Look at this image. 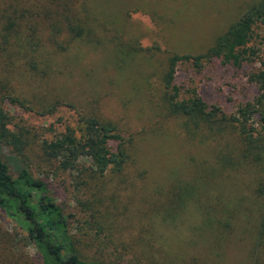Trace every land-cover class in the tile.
I'll return each mask as SVG.
<instances>
[{"label":"rangeland","instance_id":"rangeland-1","mask_svg":"<svg viewBox=\"0 0 264 264\" xmlns=\"http://www.w3.org/2000/svg\"><path fill=\"white\" fill-rule=\"evenodd\" d=\"M256 1L0 0V110L31 173L70 213L68 230L85 257L117 264H264V245L254 243L258 171L244 160L236 131L226 125L210 131L207 123L170 115L163 99L168 57L202 52ZM68 25L81 27V36L71 37ZM262 33L253 28L248 45L264 61ZM175 70L179 98L203 90L207 104L231 112L251 98L246 76L217 59L183 61ZM77 113L111 122L127 155L118 173L80 172L82 186L73 172L47 171L38 146L74 126ZM0 153L12 171L8 148ZM207 215L212 231L204 226ZM222 221L231 226L223 235ZM0 230L14 236L26 257L9 264H40L1 210Z\"/></svg>","mask_w":264,"mask_h":264},{"label":"trees","instance_id":"trees-1","mask_svg":"<svg viewBox=\"0 0 264 264\" xmlns=\"http://www.w3.org/2000/svg\"><path fill=\"white\" fill-rule=\"evenodd\" d=\"M255 27L263 30L261 42L264 46V0L248 5L202 52L195 55L171 54L167 61V72L163 75L167 88L163 99L165 109L170 115L180 116L187 122L202 121L208 124L210 131H221L226 126L236 131L246 151L244 160L253 163L258 171L253 190L258 199L255 202L258 204L254 243L262 247L264 245V61L257 57V50L248 45ZM66 30L71 37H79L82 34L81 27L68 25ZM214 59L237 69L242 76H246V81L249 83L251 98L240 103L233 112L226 108L223 110L218 105L207 104L203 98L205 92L203 90L198 93L192 89L189 97L179 98L181 88L174 82L176 64L190 60L198 65ZM63 105L69 108L72 106L69 103ZM57 107V104L51 105L47 112L51 113ZM5 120L6 117L0 110V148L2 146L8 148L10 153L7 156L16 165L11 171L10 162L0 153V210L13 221L17 230L22 232V241L34 247L40 264H117L83 255L80 241L68 230L70 213H65L55 202L46 182L31 173L21 151L22 142L17 134L7 129ZM111 142L115 143V147L111 146ZM122 143L121 135L111 122L77 113L74 126H65L63 132L54 134L49 139H41L38 146L49 165L47 171L73 172L75 184L82 186L85 180L79 177L80 172L84 174V171H87L90 178H96L102 177L106 172L118 173L122 170L127 159ZM249 153L251 156L247 155ZM190 190L193 188H188V191ZM210 207L214 211L218 210V207L213 205ZM212 218L210 215L203 218L204 226L211 229L210 231L213 229ZM224 222L222 221L223 227L218 229L221 235L222 232L231 230L230 223ZM14 240V236L11 238L9 233L0 230V264L26 262L22 249L14 245ZM259 259L262 260L263 257L259 255Z\"/></svg>","mask_w":264,"mask_h":264}]
</instances>
